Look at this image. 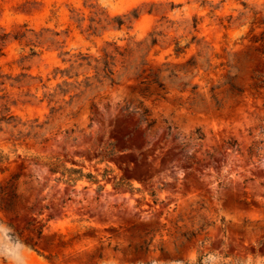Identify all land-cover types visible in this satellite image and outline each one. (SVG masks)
<instances>
[{
  "label": "rangeland",
  "instance_id": "1",
  "mask_svg": "<svg viewBox=\"0 0 264 264\" xmlns=\"http://www.w3.org/2000/svg\"><path fill=\"white\" fill-rule=\"evenodd\" d=\"M204 6L0 0V264H264V20Z\"/></svg>",
  "mask_w": 264,
  "mask_h": 264
},
{
  "label": "clouds",
  "instance_id": "2",
  "mask_svg": "<svg viewBox=\"0 0 264 264\" xmlns=\"http://www.w3.org/2000/svg\"><path fill=\"white\" fill-rule=\"evenodd\" d=\"M91 2L95 3L96 0H91ZM102 2V0H101ZM138 2L143 3L145 5H151V4H168L172 2H182V0H138ZM193 3L199 7L200 0H193ZM220 0H204V8L200 9V15H205L206 13H213L215 5L219 4ZM226 3L230 5V8L233 10V22L230 25L231 28L236 29L240 31V35L243 36L244 33L247 31L248 26L252 24L253 22L259 23L262 20H264V0H226ZM239 16L241 20L244 21L243 24L240 23V20H237L236 17ZM175 18V17H173ZM237 43H239V40H237ZM231 46V42L229 41V47ZM249 115L252 117L253 123L258 127H264V103L260 105L259 110L257 109H251L249 112ZM251 128V125L245 123L242 124L241 129L242 130H249ZM247 132L244 131V135H246ZM3 133H0V136H2ZM19 148V146H18ZM27 154L26 151L20 152V155ZM11 159H15L14 156H10L8 159L4 158L3 156H0V168H3L6 166ZM260 191H264V189H260ZM261 203L264 204V199H261ZM170 218H175V213L171 212V209L168 210ZM207 215V213H205ZM212 218V217H210ZM259 221L258 223H254L252 226L246 228V239L248 240L250 245H264V216H260L257 218ZM185 223L188 224L189 228H192V224L189 223L188 219L186 218ZM217 225L223 230V232L226 234L228 232V228L224 225L219 224V220L216 221ZM19 231V228L17 229ZM167 231V230H165ZM170 235V234H169ZM166 237L162 236L161 239H165ZM211 243V239L207 237H201L200 242L197 244L193 240L192 232H187L183 237L180 238L178 241V248H177V264H179V254L185 252L188 248L192 247L194 244L198 248H202L205 244ZM217 245L223 244L225 247L228 246L230 243V238L225 235V238L223 240H217ZM243 255L247 256L249 253L246 251L243 253ZM250 259V257H249Z\"/></svg>",
  "mask_w": 264,
  "mask_h": 264
},
{
  "label": "trees",
  "instance_id": "3",
  "mask_svg": "<svg viewBox=\"0 0 264 264\" xmlns=\"http://www.w3.org/2000/svg\"><path fill=\"white\" fill-rule=\"evenodd\" d=\"M6 38V34L0 35V40H5ZM155 43V41L153 42ZM179 53H181L178 48L176 49V54L179 55ZM108 56H105V60H104V71H106V74L104 75L105 77H108L112 82H113V78H111V75L113 74V72L111 70H109V62L106 60ZM113 59V58H112ZM142 83H146V84H155L158 88L160 89H164L165 85L164 82L159 80V75L158 73H150L148 75H146V77H144V79L141 81ZM68 174L69 176L74 175V180H81L82 178H87L89 180L94 179L95 177L91 174H83L81 171L75 170V169H63V175ZM108 174V170H105V172L103 173V177H105ZM116 185H120V183H117Z\"/></svg>",
  "mask_w": 264,
  "mask_h": 264
}]
</instances>
